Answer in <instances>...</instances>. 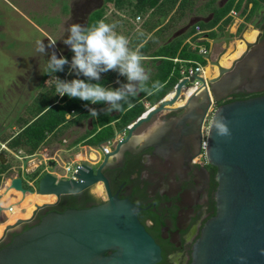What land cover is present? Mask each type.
I'll list each match as a JSON object with an SVG mask.
<instances>
[{
  "label": "water",
  "instance_id": "water-1",
  "mask_svg": "<svg viewBox=\"0 0 264 264\" xmlns=\"http://www.w3.org/2000/svg\"><path fill=\"white\" fill-rule=\"evenodd\" d=\"M222 41L227 48V32ZM257 46L258 37L255 42L246 43L245 52L229 68L212 62L218 66L219 74L207 85L195 75L192 79L201 82L204 89L191 94L189 103L200 101L205 113L211 100L221 102L227 98L249 67L262 64V54L253 51ZM200 57L210 59L209 54ZM186 84V79L179 82L172 99L166 101V95L126 130L115 149L102 155L96 169L82 165L74 175L76 180L56 181L49 173L43 175L36 193L54 195L55 201L36 206L30 218L7 225L0 244L8 234L30 224L40 211L56 206L62 196L79 194L101 182L107 201L86 209L44 215L38 224L17 234L0 249V264H156L160 251L138 221V209L130 201L111 195L102 172L119 155L120 147L130 141L132 132L167 110ZM218 116L226 121L229 135L220 137L211 129V121ZM205 157L216 168V213L193 244L190 264H264V96L232 101L215 109L206 134ZM0 163L5 164L2 154ZM10 189L33 193L22 187L20 177L11 179ZM2 212L0 207V216Z\"/></svg>",
  "mask_w": 264,
  "mask_h": 264
},
{
  "label": "flooded vegetation",
  "instance_id": "flooded-vegetation-1",
  "mask_svg": "<svg viewBox=\"0 0 264 264\" xmlns=\"http://www.w3.org/2000/svg\"><path fill=\"white\" fill-rule=\"evenodd\" d=\"M225 1L219 0L216 5L222 6ZM242 8L247 14L252 5L249 3ZM204 13L197 21L212 19V13ZM242 18L244 29L249 24L252 31H245L233 50L230 44L239 34H234V25L229 22L222 28L220 25L211 28L216 34L211 40L220 42L212 43L210 48L214 50L219 46V52L224 51L218 61L219 67L229 68L245 51L246 43L255 42L257 37L258 46L253 51L264 57V3L250 23L244 22V16ZM225 32L229 37L227 48L222 41ZM218 66L206 67L205 79L217 77ZM257 68L249 67L230 95L221 102H214L215 109L226 101L264 96V60ZM185 91L183 87L174 105L137 127L130 141L120 147L119 155L113 157L102 172L111 195L130 201L138 209V221L160 251L156 264H190L193 244L200 237L204 224L216 213V168L209 165L205 157L206 134L212 115L208 118L209 109L204 113L200 101L189 103V98L182 94ZM177 101L182 104L177 106ZM99 184L101 194L96 191ZM106 201L105 186L101 182L79 194L62 196L56 206L40 211L30 224L22 226L17 233L8 234L0 249L50 212L86 209Z\"/></svg>",
  "mask_w": 264,
  "mask_h": 264
},
{
  "label": "trees",
  "instance_id": "trees-1",
  "mask_svg": "<svg viewBox=\"0 0 264 264\" xmlns=\"http://www.w3.org/2000/svg\"><path fill=\"white\" fill-rule=\"evenodd\" d=\"M101 1L102 5L88 14L84 26L94 24L99 20L106 22L105 13L108 6L132 19L136 17L146 18L142 25V31L129 40L130 47L139 48L145 57L143 65L150 73L148 83L151 94L140 92L136 97L129 98L131 107L125 104L119 112H112L107 115L101 113L98 118L94 119L88 114L85 105L87 104L88 107L97 110L105 107V105H91L79 99L58 96L52 77L45 74L44 68L37 85L38 93L25 111L28 117L16 116L15 122L18 125V132L13 136L0 140L1 143H5L9 150H21L25 155H33L50 137H56L63 131L85 122H89V129L76 138L72 143L73 145L83 144L96 147L111 139L116 132L134 122L145 112L144 103L154 106L173 91L174 86L181 78V69L186 66V62L191 61L192 56H198L190 51L188 45L185 44V41L194 35L195 27L198 26L202 30H207L220 25L222 28L229 23L226 16L232 9L237 11L242 9L240 17L244 16V22L250 23L255 12L264 3V0H226L222 6H217L215 0H209L200 11L212 13L213 17L210 21L198 20L187 26L185 30H177L169 37L164 38V35L175 25V22L182 20L187 14L193 12L197 0ZM249 3L252 8L246 14V9L242 7ZM207 36L213 38L216 34L212 32ZM72 55L69 49L62 56L70 61ZM203 64V66L206 65L205 61ZM54 75L66 80L77 78L75 75L69 74L68 66H65L63 72ZM80 78L84 79L83 77ZM117 79L122 83L126 82L124 77H120L112 71L101 74L99 82L102 86H111L115 89L119 86L115 84ZM47 81L51 83L46 85ZM156 81L160 84L159 89H151V84ZM224 103H228V101ZM69 114L75 115L70 116ZM68 115L70 117L66 119ZM5 153V151H2V154ZM9 168L8 163H0V185L2 184V176Z\"/></svg>",
  "mask_w": 264,
  "mask_h": 264
},
{
  "label": "rangeland",
  "instance_id": "rangeland-1",
  "mask_svg": "<svg viewBox=\"0 0 264 264\" xmlns=\"http://www.w3.org/2000/svg\"><path fill=\"white\" fill-rule=\"evenodd\" d=\"M208 1L197 0L193 12L175 22V25L167 31L166 37L177 30L182 31L188 25L195 23L198 17L204 16L205 13L200 9ZM215 1L219 3V0ZM101 5V0H0V140L18 132L16 116L28 117L25 113L27 106L38 93L37 85L45 68V62L49 58L48 55L41 56L37 53L38 43L42 41L48 45L55 41V45L46 51H55L58 57L63 55L69 50L62 42L67 38V27L71 24L84 26L88 14ZM105 20L106 23L115 24V30L130 39L142 31L146 18L132 19L108 6ZM246 26V31H252L249 24ZM243 30L244 25L239 33ZM236 41L230 44L232 50L236 47ZM192 42L196 47L202 46L210 49L207 42L196 43L194 40ZM219 50V46L214 47L213 52ZM191 61L201 66L204 65V60L200 56H192ZM50 83L47 81L45 84ZM88 129L89 122L67 129L56 137L49 138L37 154L59 156L63 162H68L72 159V155L82 151L81 148L84 146L72 143ZM5 152L2 154L1 151L0 154L4 156L5 163H8L10 168L3 178H11L18 174L25 190L37 192L39 180L46 174L44 171L46 165L42 164L35 172L27 173L24 171L27 167V160H18L9 152ZM82 158H85L84 153ZM37 160L40 161L41 158L38 156ZM54 170L51 167L47 168L48 172ZM58 172L63 173L62 170ZM29 183L32 185L30 186ZM4 186L3 183L2 188ZM6 221V216L2 214L0 224Z\"/></svg>",
  "mask_w": 264,
  "mask_h": 264
},
{
  "label": "clouds",
  "instance_id": "clouds-1",
  "mask_svg": "<svg viewBox=\"0 0 264 264\" xmlns=\"http://www.w3.org/2000/svg\"><path fill=\"white\" fill-rule=\"evenodd\" d=\"M115 29V24L103 20L87 26L69 25L66 29L67 38L62 42L73 54L70 61L62 55L58 58L55 51H46L55 45V41L48 45L40 41L36 49L41 56L49 57L45 62V74L52 77L58 96L79 99L91 105H105L99 110L85 105L88 114L94 119L101 113L107 115L119 112L125 104L131 107L129 98L136 97L140 92L151 94L148 83L150 73L143 65L145 57L139 48L130 47V40ZM65 66H68L69 74L77 78L66 80L54 75L63 72ZM109 71L124 77L126 82L117 79L115 84L119 86L115 89L102 86L99 82L101 74ZM159 87L158 81L151 84V89ZM210 127L217 136L229 135L227 123L222 116L213 119ZM261 254L264 255V251Z\"/></svg>",
  "mask_w": 264,
  "mask_h": 264
},
{
  "label": "built area",
  "instance_id": "built-area-1",
  "mask_svg": "<svg viewBox=\"0 0 264 264\" xmlns=\"http://www.w3.org/2000/svg\"><path fill=\"white\" fill-rule=\"evenodd\" d=\"M226 17L229 19V22H231V24L234 25V34L236 32L237 33L240 32V29L243 26V18L240 17V11L232 9ZM136 19L140 20V17H136ZM245 31H246V29H244L241 33H239L238 37L235 40L241 41L240 37H242V35ZM211 32H212V29L202 30L197 26V27H195L194 35L185 41V44L188 45V49L190 51L196 53L198 56H201V55L205 56L207 54L210 55L209 60L202 58L206 63L205 66H201L198 63L188 61V62H186L187 63L186 66L181 69V71H180L181 78L179 79L178 83L181 82L182 80L186 79L188 81V84H186V86H185L186 91L189 90L190 88H194V93H196L198 90L202 91L204 89L203 84L201 82H199L198 80H193L192 78L196 75L197 77L202 78L204 80L205 84L207 85V82L210 79L204 78L203 74H204L205 68L210 67L211 69H213L215 67V65H213L212 62H215V61L218 62L221 55L224 53V51L223 52L217 51L214 53L211 48L208 50L202 46L196 47L194 45V43L192 42L194 40L196 43H200L201 40H204V42H207V43H209V45H211L213 43V41L211 40V38H209V36H207ZM174 61H177V60H174ZM177 84L174 86L173 91L171 92L172 94H174V91L177 87ZM182 94H184V92ZM213 104H214V102L211 100V105L209 107V112H208V118L215 111V107ZM153 107L154 106L150 107V105H145V112L141 116H143L144 114L149 112ZM69 117H70L69 115L66 116V119H69ZM139 118L137 120H139ZM134 123L135 122L127 125L121 131L115 133V135L111 139L97 145L96 147L82 146V148H81L82 151H79L78 153L73 154L72 159L68 162H63L59 156H55V155L50 156L48 154L39 155V154H37V152L34 153L33 155H25L21 150L20 151L9 150L6 147L5 143H0V153H1V151L5 150V151L9 152L12 156L16 157L18 160H27V167L24 169V171L27 173L35 172V170L40 165L44 164V165H46V168L44 171L46 173L53 175L56 178V181H59V180H76L74 175L77 173V168L81 167L82 165H88L90 167H97L100 164V162L102 161V155L103 154H109L117 146V144L123 140V138L126 135V130L130 129ZM83 153L85 154V158H82ZM38 156L41 158L40 161L37 160ZM79 156H81V158H78ZM51 163H53L52 166H51ZM48 167H51L55 170L53 172H48L47 171ZM57 169H58V171L62 170L63 173L60 174L57 171ZM15 177H19V175L16 174L15 176H12L11 178H6V179H4L2 176V184L0 185V190L2 188L3 183L6 185L7 182L10 183L11 179H13ZM29 185L31 186L32 183H29ZM8 211L11 212L12 208L9 207ZM2 214H4V213L2 212Z\"/></svg>",
  "mask_w": 264,
  "mask_h": 264
},
{
  "label": "bare ground",
  "instance_id": "bare-ground-1",
  "mask_svg": "<svg viewBox=\"0 0 264 264\" xmlns=\"http://www.w3.org/2000/svg\"><path fill=\"white\" fill-rule=\"evenodd\" d=\"M207 71H210V69H208ZM203 75L205 78L207 72L204 71ZM193 93H194V88H190L189 90L185 91L183 95L185 98H189L190 95ZM172 98H173V94L170 93L165 97V100L169 101ZM181 104L182 102L179 101H177L176 103L177 106ZM78 158H81V156H79ZM96 191L99 194L102 193V187L100 184L97 185ZM0 196H1L0 207L3 208V213L7 217V221L5 223L0 224V238L2 237L3 231L7 225H12L19 219L30 218L36 206H41L43 204H51L56 199L54 195H42L36 192L22 194L20 191L10 189L9 182H7L6 185L0 190ZM9 207L12 208L11 212L8 211ZM22 210H24V212H22Z\"/></svg>",
  "mask_w": 264,
  "mask_h": 264
},
{
  "label": "crops",
  "instance_id": "crops-1",
  "mask_svg": "<svg viewBox=\"0 0 264 264\" xmlns=\"http://www.w3.org/2000/svg\"><path fill=\"white\" fill-rule=\"evenodd\" d=\"M149 36V35H148ZM167 36V33L164 35V38H167L166 37ZM145 105H149L148 103H144V107H145ZM76 127V126H75ZM73 128V127H72ZM83 135V134H82ZM51 138V137H50ZM78 138V137H77ZM77 145H79V144H77ZM84 146H86V145H84ZM91 147V146H90Z\"/></svg>",
  "mask_w": 264,
  "mask_h": 264
}]
</instances>
